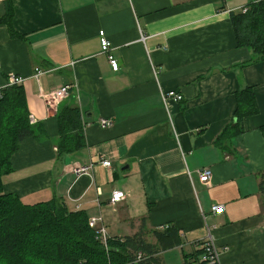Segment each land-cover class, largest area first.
Segmentation results:
<instances>
[{"label":"crops","instance_id":"1","mask_svg":"<svg viewBox=\"0 0 264 264\" xmlns=\"http://www.w3.org/2000/svg\"><path fill=\"white\" fill-rule=\"evenodd\" d=\"M250 1L0 0V20L11 4L20 35L0 23V90L11 76L24 78L30 119L48 135L22 143L2 178L4 192L30 206L62 198L89 220L121 219L125 236L174 227L182 245L163 252L162 264L173 250L183 264H202L208 232L220 264H264V61L238 46L231 19ZM101 31L117 72L102 53ZM64 86L66 98L48 97ZM246 87L260 113L244 120L230 154L215 141ZM170 90L184 100L166 107L161 92ZM65 107L80 109L86 147L59 157L57 117ZM102 120L112 125L103 129ZM204 169L212 172L208 184ZM115 191L127 198L114 206ZM216 206L225 213L214 215Z\"/></svg>","mask_w":264,"mask_h":264},{"label":"trees","instance_id":"2","mask_svg":"<svg viewBox=\"0 0 264 264\" xmlns=\"http://www.w3.org/2000/svg\"><path fill=\"white\" fill-rule=\"evenodd\" d=\"M8 8L0 23H5L11 37L16 38L20 35L13 28V10L9 3ZM244 8L245 13L231 14L238 46L252 49L256 62L264 61V0H251ZM236 98L235 114L215 141L216 147L230 154H233L232 140L245 133L244 120L260 113L253 88L240 89ZM57 120L58 156L82 151L86 141L80 109L65 107L59 111ZM46 137L41 125L31 123L23 86L3 89L0 98V264H162L163 252L182 245L174 227L152 232L143 227L133 236L112 237L106 249L90 227L86 213L71 211L64 199L55 197L50 202L30 206L17 196L7 195L2 178L11 169L13 156L25 140ZM260 178L264 194V173ZM139 253L146 259L138 262Z\"/></svg>","mask_w":264,"mask_h":264},{"label":"built area","instance_id":"3","mask_svg":"<svg viewBox=\"0 0 264 264\" xmlns=\"http://www.w3.org/2000/svg\"><path fill=\"white\" fill-rule=\"evenodd\" d=\"M246 11H247L246 8H243L241 10V12L243 13H245ZM99 35L101 38L102 53L108 56L110 65L112 66L113 70L117 72L119 70V63L111 54L112 52L111 43L106 38L104 31H101ZM141 41L145 43L146 37L142 36ZM39 75L40 73L36 75L35 78L37 79ZM24 82H25V79L22 77L11 76L7 87L22 86ZM69 90H70L69 86H64L63 88L55 91L52 95H48V97H52V99L55 102H57V101H60L66 98L69 94ZM1 93H2V90H0V98H1ZM161 95H162V100L164 102V105H166V107L170 101L178 103L184 100V96L180 93H177L175 90L162 91ZM30 120L32 124H35L32 118ZM111 125H112V122L108 120L101 121V128L103 129L108 128ZM173 131H174V134L176 135V130L174 127H173ZM102 165L103 167L111 168L112 162L108 160H104L102 162ZM94 168H95V165L91 164L89 166H84V167L75 169V173L78 175L86 174L94 170ZM211 178H212V172L210 170L204 169L201 171L200 173L201 182L208 184L210 183ZM97 192H98V195H101L100 189H98ZM126 198L127 196L123 191H115L110 199V203L115 206L121 203L122 201L126 200ZM213 213L216 216L223 215L225 213V208L223 206L213 207ZM89 225L92 229H94L97 232L98 240L102 243L103 246H105L106 249H108V240H110L112 237H110L107 232V228L104 225L103 218L102 217L92 218L89 220ZM169 228L170 226H164V227H161L159 230L164 231ZM200 249L202 250V254L200 256V262L202 264H220V252L218 251L215 245V241L210 232H208V236L206 240L202 244H200ZM144 259H146V257L142 253H139L137 256V261L141 262Z\"/></svg>","mask_w":264,"mask_h":264},{"label":"rangeland","instance_id":"4","mask_svg":"<svg viewBox=\"0 0 264 264\" xmlns=\"http://www.w3.org/2000/svg\"><path fill=\"white\" fill-rule=\"evenodd\" d=\"M105 226L108 228L109 234L113 236H125L130 234V229L127 224L121 219H111L109 216H104ZM180 250L169 251L165 254V263L166 264H183L181 262V254Z\"/></svg>","mask_w":264,"mask_h":264}]
</instances>
